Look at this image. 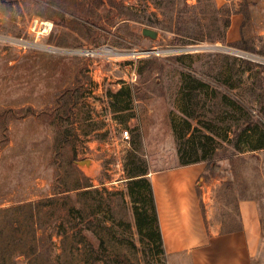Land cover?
I'll return each mask as SVG.
<instances>
[{
    "label": "rangeland",
    "instance_id": "374dc122",
    "mask_svg": "<svg viewBox=\"0 0 264 264\" xmlns=\"http://www.w3.org/2000/svg\"><path fill=\"white\" fill-rule=\"evenodd\" d=\"M117 1L128 15H117L108 11L107 7L101 8L95 19H86L92 32L97 30L92 38L76 39L73 35L67 41L69 47L66 50H89L106 46L114 49L111 51L113 55L116 53V57L119 56L117 53L121 54L120 58H113L110 63H106L83 56L60 57V49L54 46L53 37L69 34V30L62 26L59 19L47 18L53 16L49 13L51 8L57 10L56 6L59 5L66 7L64 0H0L1 120H6L2 114L4 110L25 111L13 113L14 118L7 117V123L4 122L3 128L0 127V209L62 197L60 193L66 188L64 157L59 151L53 150L54 128L47 126L39 113L54 106L53 96L57 88L69 86L75 76L81 89L75 92L78 101L72 114L77 108L91 113L92 104L97 101V97L102 96L98 106L102 107L99 106L102 124L108 126L106 131L81 135L77 125H73L72 118L64 123L68 130L65 132L67 138L75 147L76 161L90 160L95 166L92 173L81 172L80 184L100 192L126 193V161L136 136H139L149 182L150 174L179 167L176 144H183V141L180 137L176 143L170 130V121H173L169 117L172 98L179 93L178 82L182 74L197 78L204 76L203 73L207 71H213L212 67L209 69L210 66L205 67L204 64L214 62L216 52L210 49L216 44L171 46L173 35L157 29V22L162 21V18L152 5V0ZM186 4L193 9L184 10V17L195 16L198 24L203 26L194 29V33L199 36L214 31V23L217 22L218 27L220 16L228 10L226 6L216 9L213 0H186ZM178 8H182L181 3ZM96 19L99 23L94 29L92 23ZM45 23H50L51 27L46 28ZM143 28L157 31V39L143 37ZM254 44L258 48L255 54L243 53L245 59H241L240 51L235 50L236 57L244 61L247 59L246 62L250 60L256 67L264 68V37H257ZM200 48H206L204 55L183 57ZM144 51H157L159 55L146 56ZM132 52L139 55L131 58ZM178 56L182 57L176 59ZM221 56L224 57L220 58L223 62L233 59L229 55ZM147 62L152 64L150 72ZM132 74L136 76V81L130 85ZM125 80L127 85L122 88H131L134 98L127 108L128 112L118 116L117 119L123 125L117 127L113 125L111 117H104L107 116L108 104L111 109L117 108L113 100L109 102L110 97L107 95L114 93L116 85L124 84ZM175 106L172 112L178 115ZM29 112H33V116L25 117ZM130 119L134 121L130 122ZM124 130L130 136L128 144L121 142ZM183 145L189 147L191 144ZM229 153L221 151L213 160L205 163L204 174L196 188L201 208L204 210L207 205L214 208L215 196L219 200L225 197L229 200L231 197H251L258 201L264 221V154L255 156L254 164L239 158L231 166L220 165V160L228 157ZM221 178L226 183L215 190V179ZM204 195L207 198L206 204L202 201ZM125 199L129 206H135V199L129 196H125ZM136 206L141 208L140 204ZM107 225L110 226V223ZM125 237L141 247L134 228L125 232ZM52 240L54 246L51 257L54 259L59 254V238L53 236ZM145 244L143 242V246ZM262 251V257L256 264H264ZM152 260L157 261V264H167L166 257L159 256Z\"/></svg>",
    "mask_w": 264,
    "mask_h": 264
},
{
    "label": "trees",
    "instance_id": "16d2710c",
    "mask_svg": "<svg viewBox=\"0 0 264 264\" xmlns=\"http://www.w3.org/2000/svg\"><path fill=\"white\" fill-rule=\"evenodd\" d=\"M64 1L66 7L59 5L56 6L58 10L51 8L49 13L53 16L47 18L59 19L62 26L69 30V34L53 37V43L58 47H69L67 41L73 35L76 39L92 38L94 33H97L95 26L99 21L96 19V22L92 23V28L95 29V32H92L86 19H95L101 8L107 7L108 11H113L117 15L123 13L128 15L117 0ZM179 3L182 4L181 9L178 8ZM152 5L162 18V21L157 22V29L173 35L171 46L211 44L215 41L224 43L225 30L230 23L229 10L220 16L218 27L217 22L214 23V31H210L209 34L201 33L199 36L194 33V29L203 26L198 24L195 16L184 17V10L193 9L186 4V0H152ZM72 8L74 10L69 12ZM80 19L85 20L82 22ZM248 21V17L244 16L242 28L248 25ZM236 48L256 53L251 41L244 39L243 33ZM180 57L182 56L176 59ZM63 65L66 63L63 62ZM146 65L148 72L152 71L151 62H147ZM257 68L262 71V67ZM68 85L62 89L57 88L53 96L54 106L39 113V117L47 122V126L54 128L52 148L64 157L66 188L60 193L62 195L60 198L0 209V264H157L158 262L152 259L165 257V253L139 136L134 138L132 152L126 161L128 179L126 193L100 192L92 190L91 186L80 184L81 172L75 165L77 162L75 147L67 138L65 132L68 130L64 123L72 118L73 125H77L81 135L92 133L97 125L92 123L89 111L82 112L81 108H77L72 114L78 101L75 92L80 91L81 85L78 84L76 76ZM202 86L200 81L193 80L191 94L188 96L189 107L198 105L194 93ZM107 96L114 101L116 107L122 105L123 102L116 103L122 101V98L130 102L134 98L131 88H121ZM16 112L25 111L4 110L2 114L6 120H1L0 115V127L3 128L4 122L7 123V117H12ZM31 116L33 112L25 117ZM207 154L206 151H199L183 144H180L177 150L179 161L183 165L205 161ZM125 196L135 199L132 200L135 206H129ZM137 204H140L141 208H137ZM107 223H110V226ZM132 228L138 234L141 247H138L134 240L125 237V232L132 231ZM53 236L59 238V254L54 259L51 257ZM143 242L146 243L144 246Z\"/></svg>",
    "mask_w": 264,
    "mask_h": 264
},
{
    "label": "crops",
    "instance_id": "0c3cea01",
    "mask_svg": "<svg viewBox=\"0 0 264 264\" xmlns=\"http://www.w3.org/2000/svg\"><path fill=\"white\" fill-rule=\"evenodd\" d=\"M213 2L216 9L226 6L230 12L224 43H211L216 44L210 49L216 52L215 60L204 64L213 71L197 78L182 74L178 82L179 93L172 98L169 110V117L173 119L170 130L176 143L181 137L183 144H191L190 148L208 152L207 158L197 163H179L176 169L149 175L167 264H256L264 250V221L258 201L251 197L219 200L215 196L216 206L207 205L203 210L197 195L196 188L204 174L205 163L213 160L217 153L230 151L228 157L220 160L222 166H231L239 158L254 164V157L264 154V68L260 71L250 61L239 60L235 53H247L236 48L242 33L244 39L251 41L255 52L258 51L254 41L264 37V0ZM244 16L249 21L242 28ZM58 48L66 50L68 47ZM204 49H194L183 57L204 55ZM221 55L233 59L223 62ZM193 80L200 81L203 86L194 93L198 105L189 107ZM126 81L116 85L115 92L127 85ZM102 99V96L97 97L93 109L90 108L91 121L97 125L93 133L108 129L102 124V107L99 105V111L98 106ZM110 101L113 102L111 98ZM122 102L120 107L112 109L108 104L107 116H104L111 117L117 127L123 125L118 116L127 113L131 104L125 98ZM174 103L178 115L172 112L176 109ZM132 121L134 119H130ZM179 146L176 144V150ZM225 183L223 178L215 179V190ZM206 199L204 195L203 204Z\"/></svg>",
    "mask_w": 264,
    "mask_h": 264
},
{
    "label": "built area",
    "instance_id": "2783aa9c",
    "mask_svg": "<svg viewBox=\"0 0 264 264\" xmlns=\"http://www.w3.org/2000/svg\"><path fill=\"white\" fill-rule=\"evenodd\" d=\"M43 24H42V26L44 27ZM35 26H36V24H35ZM111 50H114V49L105 46V47H99L97 49H89V50H74V51H72V50H58V53L64 54L67 56H77V57L83 56V57L90 58V59H99V60H102L106 63H110L111 59L121 57V54H118V53H117V56L119 55L120 57L119 56L116 57V53H115V55H113ZM143 54L146 56H149V55L158 56L159 52H157V51H144ZM138 55L139 54L137 52H132L130 57L136 58V56H138ZM239 57L241 59H245V58H243V54H241V53H240ZM130 80H131V83H134L136 81V76L132 74ZM129 141H130L129 133H128V131L124 130L121 133V142L128 144Z\"/></svg>",
    "mask_w": 264,
    "mask_h": 264
},
{
    "label": "water",
    "instance_id": "95a60500",
    "mask_svg": "<svg viewBox=\"0 0 264 264\" xmlns=\"http://www.w3.org/2000/svg\"><path fill=\"white\" fill-rule=\"evenodd\" d=\"M141 35L145 38L156 40L158 37V32L149 28H143L141 30ZM75 165L80 172L86 171L87 173H92V171L95 169L93 162L90 160L77 161Z\"/></svg>",
    "mask_w": 264,
    "mask_h": 264
},
{
    "label": "bare ground",
    "instance_id": "6f19581e",
    "mask_svg": "<svg viewBox=\"0 0 264 264\" xmlns=\"http://www.w3.org/2000/svg\"><path fill=\"white\" fill-rule=\"evenodd\" d=\"M46 28H50L51 24L50 23H45ZM45 30V29H44ZM46 32V31H45Z\"/></svg>",
    "mask_w": 264,
    "mask_h": 264
}]
</instances>
